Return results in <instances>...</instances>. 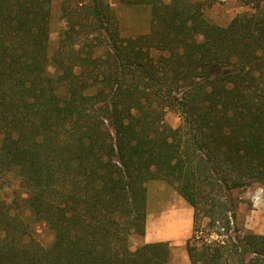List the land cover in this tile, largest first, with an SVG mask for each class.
<instances>
[{
    "label": "trees",
    "instance_id": "1",
    "mask_svg": "<svg viewBox=\"0 0 264 264\" xmlns=\"http://www.w3.org/2000/svg\"><path fill=\"white\" fill-rule=\"evenodd\" d=\"M147 1L149 33L125 37L109 0H61L53 49V0H0V174L32 217L0 203V264H172L169 242L130 247L154 180L193 208L191 264H264L234 195L264 186V0L226 26L220 0Z\"/></svg>",
    "mask_w": 264,
    "mask_h": 264
},
{
    "label": "rangeland",
    "instance_id": "2",
    "mask_svg": "<svg viewBox=\"0 0 264 264\" xmlns=\"http://www.w3.org/2000/svg\"><path fill=\"white\" fill-rule=\"evenodd\" d=\"M119 19L121 34L125 37L147 34L151 27L152 5L147 0H109ZM167 1V0H164ZM61 0H53L51 12V47L54 49L66 24L61 17ZM206 18L213 23L226 26L243 13L252 12L245 0H220L204 8ZM155 52V51H154ZM156 53V52H155ZM165 121L173 128L182 124L181 116L173 109H168ZM2 137L0 136V141ZM147 217L145 235H133L130 239L132 250L145 243L169 242L172 247V264H191L186 242L193 232V208L179 194L174 186L166 181L154 180L146 183ZM240 204L238 225L244 231L264 235V186L253 184L234 192ZM26 195L19 187V181L13 175L0 174V203L15 207L17 211L31 220V213L25 202ZM16 202V203H15ZM15 203V204H14ZM207 221V220H206ZM205 221V222H206ZM184 223V224H183ZM36 238L43 246H49L53 235L46 225L33 224Z\"/></svg>",
    "mask_w": 264,
    "mask_h": 264
},
{
    "label": "bare ground",
    "instance_id": "3",
    "mask_svg": "<svg viewBox=\"0 0 264 264\" xmlns=\"http://www.w3.org/2000/svg\"><path fill=\"white\" fill-rule=\"evenodd\" d=\"M184 224V223H183Z\"/></svg>",
    "mask_w": 264,
    "mask_h": 264
}]
</instances>
